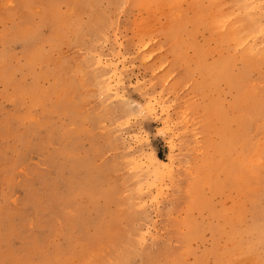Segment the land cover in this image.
<instances>
[{
  "label": "rangeland",
  "instance_id": "374dc122",
  "mask_svg": "<svg viewBox=\"0 0 264 264\" xmlns=\"http://www.w3.org/2000/svg\"><path fill=\"white\" fill-rule=\"evenodd\" d=\"M0 264H264V0H0Z\"/></svg>",
  "mask_w": 264,
  "mask_h": 264
},
{
  "label": "snow or ice",
  "instance_id": "6c2138e0",
  "mask_svg": "<svg viewBox=\"0 0 264 264\" xmlns=\"http://www.w3.org/2000/svg\"><path fill=\"white\" fill-rule=\"evenodd\" d=\"M158 135L160 134V133H157Z\"/></svg>",
  "mask_w": 264,
  "mask_h": 264
},
{
  "label": "bare ground",
  "instance_id": "6f19581e",
  "mask_svg": "<svg viewBox=\"0 0 264 264\" xmlns=\"http://www.w3.org/2000/svg\"><path fill=\"white\" fill-rule=\"evenodd\" d=\"M212 74H214V73H212Z\"/></svg>",
  "mask_w": 264,
  "mask_h": 264
}]
</instances>
